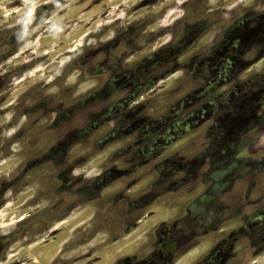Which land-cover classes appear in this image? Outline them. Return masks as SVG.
Returning <instances> with one entry per match:
<instances>
[{
  "label": "rangeland",
  "instance_id": "374dc122",
  "mask_svg": "<svg viewBox=\"0 0 264 264\" xmlns=\"http://www.w3.org/2000/svg\"><path fill=\"white\" fill-rule=\"evenodd\" d=\"M138 67L148 75L133 85L128 104L137 107L117 111L111 104ZM226 71L249 86L237 101ZM239 100L243 109H232ZM196 105L200 130L181 134L204 140L215 120L239 132V184H264V0H0V264L133 256L173 212L159 202L167 195L133 205L154 176L127 185L123 145L138 129L130 124L150 130L162 120L172 141L175 121ZM256 260L264 264V252Z\"/></svg>",
  "mask_w": 264,
  "mask_h": 264
},
{
  "label": "flooded vegetation",
  "instance_id": "af4514ba",
  "mask_svg": "<svg viewBox=\"0 0 264 264\" xmlns=\"http://www.w3.org/2000/svg\"><path fill=\"white\" fill-rule=\"evenodd\" d=\"M139 69L129 73L130 78L126 75L119 101L111 104L117 111L128 113L129 106L137 107L129 105L128 100L135 94L133 85L143 82L148 75ZM223 74L225 85L230 89L228 96L237 101L249 88L240 79L243 73L226 71ZM212 86L210 82V95L217 91ZM230 99L222 105L229 106ZM238 102L233 106L230 103L232 109L241 110L243 102ZM209 104L216 107L218 101L211 100ZM195 108L189 111V114L194 112L191 118L175 121L174 128L179 133L172 141H168L169 135L160 132L162 120L150 122V130L138 120L130 124L138 129L123 145L127 185L132 181L128 177L138 173L154 176L153 189L134 199L133 205L142 208L155 203L152 200L155 197L167 195L168 199L159 202L173 214L160 219L139 250L122 264H245V253L250 256L246 264H254L264 252V184L259 183V177L252 183L239 184L245 176L244 147L240 150L238 145L239 132L230 136L228 126L218 128L219 122L215 120L209 121L202 131L204 140L199 137L201 141L195 142V138L181 134L190 129L200 130L197 125L202 122L198 123L199 116L195 113L199 105ZM170 146L173 152H168ZM101 170L110 175L108 167Z\"/></svg>",
  "mask_w": 264,
  "mask_h": 264
},
{
  "label": "bare ground",
  "instance_id": "6f19581e",
  "mask_svg": "<svg viewBox=\"0 0 264 264\" xmlns=\"http://www.w3.org/2000/svg\"><path fill=\"white\" fill-rule=\"evenodd\" d=\"M133 236V235H132ZM131 236V237H132ZM127 241H128V243H127ZM126 242V244L124 245V247H126V249L128 248V245H130L132 242L130 241V239H128V237L127 238H124L123 240H121L119 243H125ZM114 250L115 249H113L112 251L114 252ZM111 256H113V255H110L109 257H111Z\"/></svg>",
  "mask_w": 264,
  "mask_h": 264
},
{
  "label": "clouds",
  "instance_id": "9594fccd",
  "mask_svg": "<svg viewBox=\"0 0 264 264\" xmlns=\"http://www.w3.org/2000/svg\"><path fill=\"white\" fill-rule=\"evenodd\" d=\"M22 38V37H21Z\"/></svg>",
  "mask_w": 264,
  "mask_h": 264
}]
</instances>
